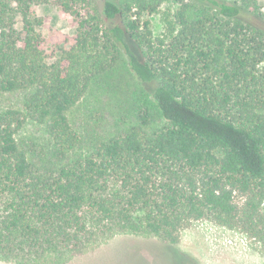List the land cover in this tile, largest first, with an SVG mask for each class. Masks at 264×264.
<instances>
[{
    "label": "trees",
    "instance_id": "16d2710c",
    "mask_svg": "<svg viewBox=\"0 0 264 264\" xmlns=\"http://www.w3.org/2000/svg\"><path fill=\"white\" fill-rule=\"evenodd\" d=\"M43 1L0 0V259L66 264L126 232L175 245L202 219L264 251L260 1L54 0L78 24L54 59ZM122 59L132 118L83 134L70 112ZM30 123L42 144L21 135Z\"/></svg>",
    "mask_w": 264,
    "mask_h": 264
},
{
    "label": "rangeland",
    "instance_id": "374dc122",
    "mask_svg": "<svg viewBox=\"0 0 264 264\" xmlns=\"http://www.w3.org/2000/svg\"><path fill=\"white\" fill-rule=\"evenodd\" d=\"M258 1L264 8V0ZM34 7L43 19L40 33L45 40V52L54 59L73 44L77 20L68 16L54 0L37 3ZM150 18L155 33L159 34L163 29L160 15ZM136 86L126 60L122 59L70 112L72 122L90 137L124 125L132 118ZM22 98L21 93L5 95L2 106H20ZM21 135L33 143H43V129L37 125L27 124ZM0 264L17 263L0 259ZM66 264H264V251L242 231L202 219L185 227L175 245L154 236L118 233Z\"/></svg>",
    "mask_w": 264,
    "mask_h": 264
}]
</instances>
